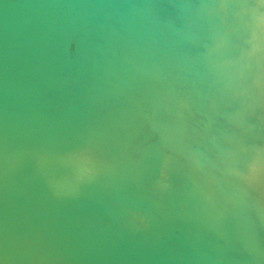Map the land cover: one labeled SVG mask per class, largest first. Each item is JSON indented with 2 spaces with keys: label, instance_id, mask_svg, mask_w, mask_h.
<instances>
[{
  "label": "water",
  "instance_id": "95a60500",
  "mask_svg": "<svg viewBox=\"0 0 264 264\" xmlns=\"http://www.w3.org/2000/svg\"><path fill=\"white\" fill-rule=\"evenodd\" d=\"M0 264H264V0H0Z\"/></svg>",
  "mask_w": 264,
  "mask_h": 264
}]
</instances>
